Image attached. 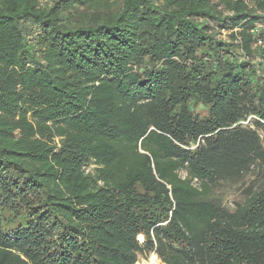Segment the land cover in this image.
<instances>
[{"label":"trees","instance_id":"16d2710c","mask_svg":"<svg viewBox=\"0 0 264 264\" xmlns=\"http://www.w3.org/2000/svg\"><path fill=\"white\" fill-rule=\"evenodd\" d=\"M263 23L264 0H0V264H264V176L204 199L264 170Z\"/></svg>","mask_w":264,"mask_h":264},{"label":"rangeland","instance_id":"374dc122","mask_svg":"<svg viewBox=\"0 0 264 264\" xmlns=\"http://www.w3.org/2000/svg\"><path fill=\"white\" fill-rule=\"evenodd\" d=\"M41 4L50 2V0H39ZM259 30H264V23L258 25ZM225 34V33H223ZM262 146L264 147V133L262 130H258ZM180 176L185 177V174L181 172ZM264 176V170L258 165L252 166L249 171L243 174L240 178L227 180L215 184L204 196V199L216 202L221 207L229 212H234L238 205L243 204L245 200V191L254 187L262 180ZM261 183V182H260ZM150 254L139 255V261L137 264H148Z\"/></svg>","mask_w":264,"mask_h":264},{"label":"built area","instance_id":"2783aa9c","mask_svg":"<svg viewBox=\"0 0 264 264\" xmlns=\"http://www.w3.org/2000/svg\"><path fill=\"white\" fill-rule=\"evenodd\" d=\"M256 45L259 46V47H264V30L262 31L261 37L257 38ZM251 119H252V117H250L249 119H247V121H245V122H241L240 124L243 125V126H246V125H248V123H249V121ZM263 124H264V122H263ZM152 261H153V263H151ZM149 262L151 264H162L160 262V260L158 259L157 255H155L154 253L151 254L150 259H149Z\"/></svg>","mask_w":264,"mask_h":264},{"label":"bare ground","instance_id":"6f19581e","mask_svg":"<svg viewBox=\"0 0 264 264\" xmlns=\"http://www.w3.org/2000/svg\"><path fill=\"white\" fill-rule=\"evenodd\" d=\"M140 241H142V237L141 236H139V238H138ZM151 263H153V261L151 262ZM150 262L148 263V264H151ZM157 263V262H156Z\"/></svg>","mask_w":264,"mask_h":264}]
</instances>
